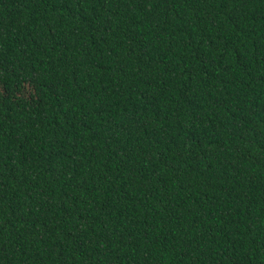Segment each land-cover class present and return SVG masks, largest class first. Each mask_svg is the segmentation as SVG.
I'll return each instance as SVG.
<instances>
[{
	"label": "trees",
	"instance_id": "obj_1",
	"mask_svg": "<svg viewBox=\"0 0 264 264\" xmlns=\"http://www.w3.org/2000/svg\"><path fill=\"white\" fill-rule=\"evenodd\" d=\"M0 264H264V0H0Z\"/></svg>",
	"mask_w": 264,
	"mask_h": 264
}]
</instances>
